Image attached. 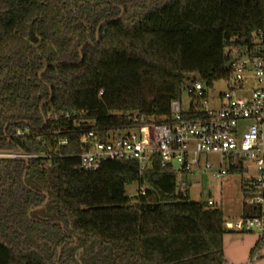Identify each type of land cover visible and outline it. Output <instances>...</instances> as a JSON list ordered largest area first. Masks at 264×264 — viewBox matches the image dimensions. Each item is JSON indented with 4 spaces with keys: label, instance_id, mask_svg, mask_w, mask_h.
I'll use <instances>...</instances> for the list:
<instances>
[{
    "label": "trees",
    "instance_id": "1",
    "mask_svg": "<svg viewBox=\"0 0 264 264\" xmlns=\"http://www.w3.org/2000/svg\"><path fill=\"white\" fill-rule=\"evenodd\" d=\"M260 33L263 0H0V152L37 156L0 157V264H224L221 208L171 169L73 155L87 130L166 116L191 77L229 79Z\"/></svg>",
    "mask_w": 264,
    "mask_h": 264
},
{
    "label": "built area",
    "instance_id": "2",
    "mask_svg": "<svg viewBox=\"0 0 264 264\" xmlns=\"http://www.w3.org/2000/svg\"><path fill=\"white\" fill-rule=\"evenodd\" d=\"M230 66L233 80L228 93L219 96V106L210 108L201 81L189 79L184 89L192 96L183 110L180 99L170 101L169 112L162 118L132 114L133 125L126 129H94L83 132L77 141L80 151L75 170L94 171L106 161H131L143 172L155 162L179 177L203 169L213 178L242 170L248 179L242 183L244 205L256 215L236 222L225 221L229 230L258 229L264 237V40L262 34L247 47L235 49ZM247 91L246 95H237ZM60 131H56L59 133ZM68 139L59 141L68 144ZM3 156V155H1ZM21 156L15 153L14 157ZM37 157L36 155H26ZM72 156V155H71ZM8 157V156H7ZM203 157H212V160ZM49 164V163H48ZM138 193L144 194L140 186ZM207 204L215 202L208 199Z\"/></svg>",
    "mask_w": 264,
    "mask_h": 264
},
{
    "label": "rangeland",
    "instance_id": "3",
    "mask_svg": "<svg viewBox=\"0 0 264 264\" xmlns=\"http://www.w3.org/2000/svg\"><path fill=\"white\" fill-rule=\"evenodd\" d=\"M235 49L232 50V53ZM198 81L196 77H191ZM234 81L219 80L205 88L207 106L217 108L219 96L226 94ZM247 91L238 92L237 95H246ZM183 110L189 108L192 96L183 88L180 95ZM3 155V156H1ZM14 157L15 152H0V157ZM212 160V157H203V160ZM248 179V174L242 170L227 172L220 178H213L203 169L186 173L179 177L178 190L187 191L189 201L200 202L212 199L219 206L225 221L236 222L242 218L244 196L242 183ZM138 183H132L125 188L128 197L135 196L139 191ZM253 252V253H252ZM224 264H264V238L262 233L254 228L252 231L229 230L223 235ZM252 257H254L252 259Z\"/></svg>",
    "mask_w": 264,
    "mask_h": 264
},
{
    "label": "water",
    "instance_id": "4",
    "mask_svg": "<svg viewBox=\"0 0 264 264\" xmlns=\"http://www.w3.org/2000/svg\"><path fill=\"white\" fill-rule=\"evenodd\" d=\"M29 41L34 43L37 41V38L35 37L34 33L32 32V29H31V26L29 27ZM233 59L229 60L227 63H226V68H230L231 64L233 63ZM190 84V82H186L185 86H188ZM17 154V153H16ZM19 155H21V157H23L26 161V163L28 162V157L22 153H20Z\"/></svg>",
    "mask_w": 264,
    "mask_h": 264
},
{
    "label": "crops",
    "instance_id": "5",
    "mask_svg": "<svg viewBox=\"0 0 264 264\" xmlns=\"http://www.w3.org/2000/svg\"><path fill=\"white\" fill-rule=\"evenodd\" d=\"M263 2H264V0H263ZM254 257H252V259H253Z\"/></svg>",
    "mask_w": 264,
    "mask_h": 264
}]
</instances>
